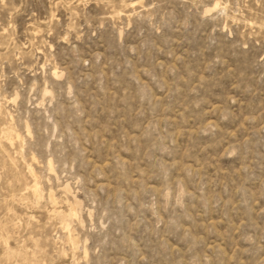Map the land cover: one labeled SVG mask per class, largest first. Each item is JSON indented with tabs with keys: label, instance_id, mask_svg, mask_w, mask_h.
Here are the masks:
<instances>
[{
	"label": "rangeland",
	"instance_id": "374dc122",
	"mask_svg": "<svg viewBox=\"0 0 264 264\" xmlns=\"http://www.w3.org/2000/svg\"><path fill=\"white\" fill-rule=\"evenodd\" d=\"M0 264H264V0H0Z\"/></svg>",
	"mask_w": 264,
	"mask_h": 264
},
{
	"label": "bare ground",
	"instance_id": "6f19581e",
	"mask_svg": "<svg viewBox=\"0 0 264 264\" xmlns=\"http://www.w3.org/2000/svg\"><path fill=\"white\" fill-rule=\"evenodd\" d=\"M136 3H137V2H136ZM136 3L131 2V5H132V6H135ZM129 5H130V4H128L127 6H129ZM11 130H12V129H11ZM12 131H13V130H12ZM1 132H2V131H1ZM3 132H4V131H3ZM13 133H14V132H13ZM13 133H12V134H13ZM2 134H3V133H2ZM2 134H1V135H2ZM6 134H7V133H6ZM15 135H17V134H15ZM9 136H10V135H9ZM1 137H2V136H1ZM3 139H4V138H3ZM9 139H10V137H9ZM5 141H6V139H5ZM10 142L12 143V141H10ZM10 142H9V143H10ZM7 143H8V142H7ZM30 168H32V167L30 166L29 169H30ZM27 170H28V169H27ZM28 171L30 172L31 170H28ZM29 174H30V173H29ZM32 174H33V171H32ZM32 174H31V175H32ZM32 176H33V175H32ZM34 180H35V183L32 185V189L30 188V190L33 191L35 194H38V193H39V190H40L39 187H38V181H36L37 179L35 178V179L32 180V182H34ZM29 187H30V186H29ZM33 192H32V193H33ZM32 193H31V194H32ZM50 195L53 196L54 194H53V195L50 194ZM35 196H36V195H35ZM49 197H50V196H49ZM54 197H55V196H54ZM52 199H53V198H52ZM55 199H56V198H54V200H55ZM54 200H53V202H55ZM55 205H56V204H55ZM72 207H73V206H72ZM55 210H56V209H54V211H55ZM75 210H76V209H75ZM72 211H73V210H72ZM59 212H60V211H59ZM57 213H58V212H57ZM57 213H56V214H57ZM54 214H55V213H54ZM71 217H72V216H71ZM63 219H65V217H64ZM66 219H67V218H66ZM67 220H68V219H67ZM63 221H64V220H63ZM67 225H68V224H67ZM70 237H71V236H70Z\"/></svg>",
	"mask_w": 264,
	"mask_h": 264
}]
</instances>
